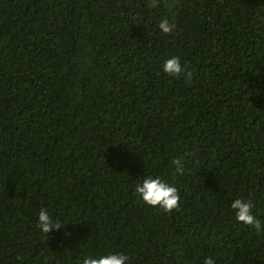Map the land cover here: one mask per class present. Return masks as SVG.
Wrapping results in <instances>:
<instances>
[{"label":"trees","instance_id":"trees-1","mask_svg":"<svg viewBox=\"0 0 264 264\" xmlns=\"http://www.w3.org/2000/svg\"><path fill=\"white\" fill-rule=\"evenodd\" d=\"M237 198L264 229V0H0V264H264Z\"/></svg>","mask_w":264,"mask_h":264},{"label":"clouds","instance_id":"clouds-1","mask_svg":"<svg viewBox=\"0 0 264 264\" xmlns=\"http://www.w3.org/2000/svg\"><path fill=\"white\" fill-rule=\"evenodd\" d=\"M158 27L162 33L170 34L173 32L175 24L165 18L159 22ZM163 71L173 77H179L183 74L188 82H191L193 76L191 71H187L181 65L179 57L176 56H172L164 62ZM189 155L191 154L185 153L172 161L176 174L183 175L185 173V157ZM135 192L145 204L152 207H159L165 212H171L179 208L180 196L178 188L161 179L159 176L145 177L142 182L135 186ZM253 207L254 205L251 201H245L240 198L233 200L231 203L236 220L255 229L256 233L260 234L264 229H262L261 220L253 214ZM64 225L61 221L53 219L46 209L42 208L40 210L37 227L41 232L46 234L47 238L52 230H59ZM127 260L128 257L122 252H110L96 257L89 255L82 260V264H125ZM203 264H214V261L211 257H205Z\"/></svg>","mask_w":264,"mask_h":264}]
</instances>
